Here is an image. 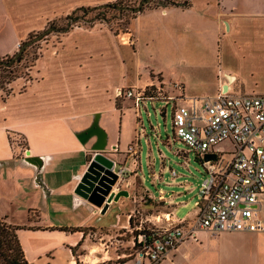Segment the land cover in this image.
<instances>
[{"label":"crops","instance_id":"0c3cea01","mask_svg":"<svg viewBox=\"0 0 264 264\" xmlns=\"http://www.w3.org/2000/svg\"><path fill=\"white\" fill-rule=\"evenodd\" d=\"M113 1L116 0H0V57L16 54L19 43L51 20L83 6ZM97 30L78 25L61 35L51 32L41 57L29 69L31 76L24 91L19 90L23 80L18 78L11 84L15 93L6 99L0 94V129L22 134L25 142L12 147L8 137L10 149L5 157L10 161L8 166H0V171L20 179L25 192L19 197L27 194L26 200H34L28 210L29 223L18 230L26 258L32 264H39V259L22 241L24 229H59L72 234L71 264H78V260L133 264L132 257L118 259L127 252L101 250L98 246L88 251L92 247L89 239L115 226L123 228V233L130 232L134 228L132 213L139 208L145 210L146 200L153 207L154 217L169 211L177 219L195 215L196 208L181 218L177 215L179 206L187 203L179 202L175 192L167 194L162 185L171 182L164 176L157 180L155 191L144 186L140 178L141 140L132 134L123 144V121L117 131L108 117V113L122 111L126 106L124 101L120 106L115 102L117 87L129 81L134 85L152 83L158 76L169 94L179 96L176 102L180 105L190 104V97L224 92L225 84L229 85V93L264 94V0H190L146 8L136 19L132 74L125 59L115 63L112 46H99ZM124 48L129 50V46ZM171 76L183 89L168 80ZM191 80L197 85L195 89H191ZM136 144L139 154L135 156L128 150ZM98 148L129 169L120 181L123 194L104 213L75 193ZM113 207L118 212L107 224ZM61 215H67L65 223L72 224L62 226ZM105 233L99 238L102 244L106 240L103 238L110 236ZM221 250L230 260L227 264H264V231H201L198 242H184L163 264H209L205 257L216 260ZM95 251L99 253L92 255Z\"/></svg>","mask_w":264,"mask_h":264},{"label":"rangeland","instance_id":"374dc122","mask_svg":"<svg viewBox=\"0 0 264 264\" xmlns=\"http://www.w3.org/2000/svg\"><path fill=\"white\" fill-rule=\"evenodd\" d=\"M143 1L144 0H122V4L126 7V9H124L125 11L120 12L110 9L107 14V19L95 20L92 26L89 21H82L76 25L98 29L97 31H99L100 35L97 36L96 42L99 44V46H112L115 55V63L116 61L121 63L122 58L125 59L129 65L130 70L128 71L131 74L135 69L134 31L136 30V19L138 15L144 12V10L148 7H156L161 5L165 6L167 4L173 3L180 4L186 3L190 0H148L145 2V4H142ZM95 14V12H90L88 13V16L90 17ZM64 17L65 16L51 20L50 22L48 21L49 23H47L43 29L34 30V32L31 33L33 38L37 37L41 33H44L49 28H51L52 31L43 37V39L30 45L29 48L27 47L28 53L26 54L23 62L19 63L17 67H13L7 72L1 71L4 74L1 82L2 86L0 87V94L3 99H6L11 94L15 93V90L11 84L18 78L23 80L22 86L19 90L21 92L24 91L30 80V70L36 65V62L41 57L44 43H46L47 39H49V35L52 34L51 32H54L55 34L58 33L59 35L62 33L54 31L52 24L60 26L64 25L67 23V20H64ZM125 46H129V50L128 48H124ZM21 47L22 45L20 48ZM227 55L228 57L229 55L231 56L230 53ZM247 63L248 68L251 69V63H249V61H247ZM152 75H154L153 72ZM11 77L12 79H15L12 80ZM167 78L168 80H171V83L177 82V78L175 76ZM154 79L155 81L152 83L142 81L136 85L129 81L127 84L120 87L141 91L145 90L149 95L156 94L160 91L169 94L170 91L168 92L163 82L160 80L158 81V79L161 78L157 76ZM191 82L193 81L191 80ZM235 83V89L239 91V84L238 82ZM172 86L173 85H170V87ZM120 87H117L116 89ZM196 87L197 85L194 83V87H191V89H195ZM116 89L114 93L115 102H117V105L120 106L121 102L124 101L126 102V106L124 109H122V111L108 113V117L112 118V123H114L113 125L115 128H117V131H119L120 122L123 121V144L126 143L132 134H136L137 141L139 139L141 140V181L145 187L155 191L157 185L156 183H158L157 180H160V176H164L167 181L171 182V185H168V183L162 185L164 186V189L168 191V193H166L169 194L171 192H175L179 194V196H177L179 202L183 201L187 203L184 206H179L177 215L180 218L186 216L188 212L195 208L194 201L198 196L201 182L204 179L205 169L202 161L194 152L189 151L186 143L181 139L176 138L173 126V101L166 99H147L141 102L138 106L136 104L135 98L133 97H117ZM173 89H175L174 86ZM8 137L12 147L16 145V143H19L20 145L25 143L22 134L12 130L6 131L4 129H0L1 167L8 166L6 164L10 161V159L5 157L9 154L10 149ZM220 147L224 151L235 150V146L231 140L222 142ZM228 156L229 155H227V157ZM173 171L177 173L176 176H172ZM120 181L121 178L118 176V181L113 186L112 190L115 191V193L121 191ZM24 192L25 190L20 179L11 178L9 174H4L3 171H0V218H3L6 221H10L19 226H27L29 223L28 210L32 206L34 200L30 201L32 197L30 200H26L27 194H24L23 197H19V194ZM149 204L150 201L146 200L144 203L146 208L145 210L143 208H139L140 210L135 209V211L132 213L133 215L131 216V220L134 228H132L130 232L123 233L124 229L118 226L109 229L106 228V230H102L98 236L94 235L89 239V243L92 247H90L88 251L98 246L101 248V250L111 248L112 250L134 254L135 249L132 244L133 237L136 236L140 231L149 232L154 227L152 224V221H155V217L153 216L154 210L153 207L149 206ZM115 212H118V209L113 207L112 212H110L106 219L107 224H110L111 221L108 219L113 218L115 216ZM262 216L264 217V206L262 208ZM66 217L68 216L61 215L59 217L62 226L72 224L69 222L65 223ZM137 225H141V228H136L138 227ZM105 232L110 234V236L108 238H103L106 240L104 241V244H102V239L99 238L104 236ZM21 235L22 241L29 249L30 254L36 255V258L39 259V264H71L73 255L70 240L72 234L68 235L63 230L59 229L39 230V232H31L27 229H24L21 232ZM74 253H76L75 250ZM96 253L99 252L95 251L92 255ZM191 255L194 256V252H192ZM205 258L207 261H209V264H227L228 261H230L227 258L226 253H224L222 250L216 255V260L213 256ZM83 263L91 264L89 261L87 262L78 260V264Z\"/></svg>","mask_w":264,"mask_h":264},{"label":"built area","instance_id":"2783aa9c","mask_svg":"<svg viewBox=\"0 0 264 264\" xmlns=\"http://www.w3.org/2000/svg\"><path fill=\"white\" fill-rule=\"evenodd\" d=\"M174 86L183 89L181 83ZM116 96L133 97L138 106L147 99L173 101L176 138L186 143L205 169L194 201L195 215L177 219L170 211L158 213L149 232L140 231L133 237L135 253L119 255L118 259L133 257V264H146V259L149 264H163L184 242H198L201 231H264V94L220 92L190 97L187 105L176 102L179 96L161 91L149 96L145 90L120 87ZM227 140L234 144V151L220 147ZM128 151L139 154L137 144ZM114 162V172L124 178L128 167Z\"/></svg>","mask_w":264,"mask_h":264},{"label":"trees","instance_id":"16d2710c","mask_svg":"<svg viewBox=\"0 0 264 264\" xmlns=\"http://www.w3.org/2000/svg\"><path fill=\"white\" fill-rule=\"evenodd\" d=\"M110 9L123 12L125 11L124 9H126V7L122 4V0H116L96 6H83L77 8L71 14L65 16L64 20H67V23H65L64 25L60 26L52 24L53 30L62 33L68 32L71 31V29H73L77 25V23H80L82 21H89L92 26L95 20L107 19V14ZM90 12H95L96 14L89 17L88 13ZM31 38H33V36L30 34V36L26 40L21 42V45H25L26 41ZM28 48L24 50L23 54L18 59L14 58L17 53L12 56L8 55L5 57H0V83L2 82V79L4 77V74L1 71L7 72L13 67H17L19 63H22L26 54L28 53ZM14 79L15 78H13L12 80ZM1 86L2 83L0 84V87ZM154 95L156 94H150L149 96ZM21 228L26 227L9 223L5 219L0 218V264H32L26 258L24 248L18 235V230Z\"/></svg>","mask_w":264,"mask_h":264},{"label":"water","instance_id":"95a60500","mask_svg":"<svg viewBox=\"0 0 264 264\" xmlns=\"http://www.w3.org/2000/svg\"><path fill=\"white\" fill-rule=\"evenodd\" d=\"M50 31H52L51 28L37 37L26 41L25 45L16 54L15 59H18L27 47L43 39ZM228 86V84L224 85V92L228 91ZM99 150L100 148H98L87 170L81 176L75 188V193L101 208L104 213L109 208L110 203L118 200L123 193L122 191L118 193L112 191L113 186L118 181V175L113 170L115 162ZM209 157L207 156L206 158Z\"/></svg>","mask_w":264,"mask_h":264},{"label":"flooded vegetation","instance_id":"af4514ba","mask_svg":"<svg viewBox=\"0 0 264 264\" xmlns=\"http://www.w3.org/2000/svg\"><path fill=\"white\" fill-rule=\"evenodd\" d=\"M146 1H148V0H144V1L142 2V4H145Z\"/></svg>","mask_w":264,"mask_h":264}]
</instances>
